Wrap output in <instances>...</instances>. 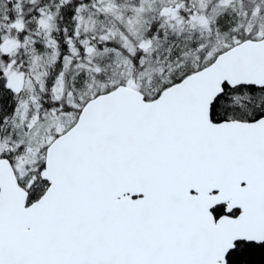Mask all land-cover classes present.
<instances>
[{"label": "snow or ice", "instance_id": "6c2138e0", "mask_svg": "<svg viewBox=\"0 0 264 264\" xmlns=\"http://www.w3.org/2000/svg\"><path fill=\"white\" fill-rule=\"evenodd\" d=\"M0 264H264V0H0Z\"/></svg>", "mask_w": 264, "mask_h": 264}]
</instances>
